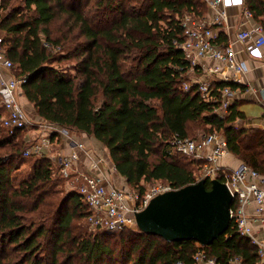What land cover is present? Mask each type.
Masks as SVG:
<instances>
[{
  "label": "trees",
  "instance_id": "trees-1",
  "mask_svg": "<svg viewBox=\"0 0 264 264\" xmlns=\"http://www.w3.org/2000/svg\"><path fill=\"white\" fill-rule=\"evenodd\" d=\"M137 1L139 6H127L125 0H94L95 10L104 11V22L97 17L100 12L91 14L92 8L70 4L81 0H22L20 5L0 1V9L7 11L0 18L5 55L14 76L24 78L23 99L35 114L32 127L53 123L94 138L125 183L141 190L143 183L155 180L174 188L195 181L197 160L170 144L174 134L198 138L192 137L194 125L203 126L206 134H222L230 153L264 175V130L233 124L244 117L237 101L225 116L214 112L223 88L244 87L212 79L211 97L203 99L200 80L194 78L202 68H192L178 46L185 38L182 18L208 15L207 4ZM244 5L255 21L264 15V0H244ZM61 16L65 28H51ZM224 37L219 31L217 41L224 42ZM78 40L81 43L75 44ZM70 58L77 61L73 72L55 66ZM6 115L0 103V264L190 261L196 249L192 240L167 241L137 227L89 232L79 226L88 206L76 190H61L63 178L44 154L34 160L32 173L17 179L18 161L27 157L23 146L32 144L30 126L6 127ZM56 136L52 133L49 139ZM205 248L221 264L232 255H240L244 264L258 261L256 247L231 223Z\"/></svg>",
  "mask_w": 264,
  "mask_h": 264
},
{
  "label": "built area",
  "instance_id": "built-area-1",
  "mask_svg": "<svg viewBox=\"0 0 264 264\" xmlns=\"http://www.w3.org/2000/svg\"><path fill=\"white\" fill-rule=\"evenodd\" d=\"M202 1L207 4L211 14L201 18L185 15L181 20L185 38L178 46L184 51L192 68L200 66L209 74L207 79L198 81L201 96L207 100L211 97L212 79L239 82V76L247 71L245 63L237 58L232 43L217 41L219 28L228 26L227 8L234 4L243 6V16L248 21L252 18V12L244 7V0ZM234 39L244 42L250 54L260 53V48L264 50V29L261 25L238 30ZM23 82V77H15L12 72V62L5 55L4 38L0 33V103L7 110V115L2 118V124L6 127L27 128L31 124L20 101ZM189 85L190 82L184 83L185 88ZM236 92V88H223L219 107L214 112L218 110L220 116L227 115ZM262 128L264 130V125ZM39 132L46 135L39 142L32 143L25 154L40 155L43 148L50 144L49 136L52 133L67 141L68 151H62L55 157V170L63 178L64 187L76 190L87 204L88 214L84 221L92 230L134 228L135 214L146 207L153 197L176 189L161 180H155L148 186L143 184V190L129 187L126 183L112 184L106 173L115 171V166L101 150L87 147L85 142L73 135L72 130L57 124L44 123ZM170 141L173 150L197 160L194 182L199 179L208 182L218 179L225 184L232 197L231 227L256 247V264H264V175L243 162L235 167L222 163L229 150L225 137L219 132L203 134L195 139L174 134ZM80 151L87 155L89 162L80 163ZM195 245L190 261L178 259L173 264H221L208 253L205 246L198 242ZM225 264L244 263L240 255H232Z\"/></svg>",
  "mask_w": 264,
  "mask_h": 264
},
{
  "label": "water",
  "instance_id": "water-1",
  "mask_svg": "<svg viewBox=\"0 0 264 264\" xmlns=\"http://www.w3.org/2000/svg\"><path fill=\"white\" fill-rule=\"evenodd\" d=\"M232 197L218 179H199L153 197L135 214L138 229L167 241L192 240L203 246L218 239L230 225Z\"/></svg>",
  "mask_w": 264,
  "mask_h": 264
},
{
  "label": "crops",
  "instance_id": "crops-1",
  "mask_svg": "<svg viewBox=\"0 0 264 264\" xmlns=\"http://www.w3.org/2000/svg\"><path fill=\"white\" fill-rule=\"evenodd\" d=\"M228 11V26L219 28L218 31L224 33V42H231L235 51L236 56L239 60L243 61L247 67V71L242 74L239 82L235 81L240 86L244 88L241 89L237 87V92L235 93V100L237 101V108L243 112L244 117L236 120L240 126L244 128H257L263 130L264 125V50L260 48V53H252L250 54L245 49L244 42L234 41L235 34L238 30L249 27L251 25H263L264 27V15L259 18V21H255L253 17L248 21L243 16V6L238 4L231 5L227 8ZM211 14V11L208 15ZM200 78L198 79H206L209 77V74L205 72V69H202L200 73ZM27 103V102H26ZM28 106L30 105L27 103ZM35 115V114H34ZM33 121V119H32ZM32 123L30 124V128L27 129L28 136L32 140V143L39 142L43 136H45L48 131L45 133L39 132L42 129V125L40 129L38 127H32ZM73 135L86 143L87 147H96L101 150L107 158L108 152L107 150L94 138L87 136L84 133L72 132ZM50 137V136H49ZM69 144L66 140H64L61 136H56L54 140H50V144L43 148L41 155H45L50 160H52L54 167H56L55 157L58 153L62 151H68ZM89 162V158L85 153L80 151V163ZM240 160L234 156L232 153L229 154L222 159V163L235 167ZM110 180L109 182L112 184H122L125 180L116 171L110 170V172L106 173Z\"/></svg>",
  "mask_w": 264,
  "mask_h": 264
},
{
  "label": "rangeland",
  "instance_id": "rangeland-1",
  "mask_svg": "<svg viewBox=\"0 0 264 264\" xmlns=\"http://www.w3.org/2000/svg\"><path fill=\"white\" fill-rule=\"evenodd\" d=\"M125 3H126L127 6H139V3L140 2H138L137 0H125ZM9 4L20 5V4H22V0H9ZM70 4H72L73 6H87L86 7V10H90V8H92L91 14H95L96 12H100L101 14L97 15V17L98 18H102L103 22L104 21H107V19L102 16L104 14V11H102L101 9L100 10H95V7L94 6H96V5L94 4V0H91L89 2H88V0H81L80 3H74L73 2V3H70ZM19 7H22V6H19ZM6 12L7 11L5 9H0V18L2 16H4V14ZM64 19H65L64 16H61L60 18H58L57 21H56V23H55L56 26L51 25V28H53V27H56V28L57 27H60L62 29L65 28L66 25H64V22H65ZM78 43H81V41L78 40L77 43H75V44H78ZM75 44L73 43V44H71V46H74ZM76 62H77L76 59L70 58V59L63 60L60 63H56L55 66L58 69H60V70H65V71H68V72L69 71L70 72H73V67H74V65H75ZM198 77L199 78L201 77L200 74H198V75L196 74L194 78L197 79ZM26 102L27 101L25 99H23V96H22V105L24 106V109L26 111V114L28 115V118H29L30 122H32V119L31 118H33L34 113H33L32 109H31V105L28 106V104ZM233 124L234 125H237V126H240V124H238L237 122L236 123H233ZM0 129H1V127H0ZM203 134H206L203 131V126L194 125L192 137L200 136V135H203ZM28 147H24L23 146L24 155L27 156V157H24L23 155L20 157V160L18 161V168L14 172V174H16V176H17V179L21 178L22 176H25V175H28V174L32 173V171H33L32 164H33L34 160L37 159L38 156H39V155L30 154V153L28 155H26L25 154V151L26 150H30V147L29 148ZM5 148H7V147H5ZM5 150L6 149H3L1 151V156L5 155L3 153ZM151 183H153V181L152 182L143 183V184H145L146 186H148ZM59 187L64 192L66 191V189H64V186H63V181L61 183H59ZM77 223L79 224V226H81L82 228L86 229L87 231H89V232L90 231H93L92 229H90V227L84 221V219H79L77 221Z\"/></svg>",
  "mask_w": 264,
  "mask_h": 264
}]
</instances>
